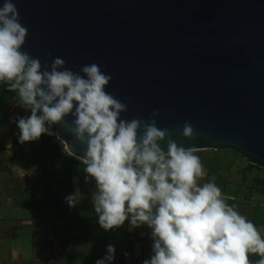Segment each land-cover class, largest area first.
<instances>
[{
	"label": "water",
	"instance_id": "1",
	"mask_svg": "<svg viewBox=\"0 0 264 264\" xmlns=\"http://www.w3.org/2000/svg\"><path fill=\"white\" fill-rule=\"evenodd\" d=\"M13 3L28 29L22 51L42 67L56 57L75 73L95 63L112 77L106 91L127 105L122 119L158 112V127L178 145L230 150L264 169V0ZM74 119L52 132L68 154L86 158ZM186 122L195 139L183 136ZM160 147L167 153V138Z\"/></svg>",
	"mask_w": 264,
	"mask_h": 264
},
{
	"label": "clouds",
	"instance_id": "2",
	"mask_svg": "<svg viewBox=\"0 0 264 264\" xmlns=\"http://www.w3.org/2000/svg\"><path fill=\"white\" fill-rule=\"evenodd\" d=\"M28 29L21 24L13 0L0 6V82L18 92L31 115L18 119L21 143L52 135L51 125L73 115L76 138L87 144L82 158L97 191L92 200L105 230L147 225L152 230L153 255L144 264H249L258 254L264 264V237L253 222L226 203L214 182L198 181L205 169L196 148H185L150 121L125 120L127 105L106 91L112 77L92 63L79 73L56 57L50 70L22 51ZM82 73V75H81ZM46 125H48L46 127ZM143 129V135L140 131ZM183 136L195 139L191 123ZM167 138L168 151L160 143ZM67 202L75 207L79 190ZM96 264L114 259L115 248Z\"/></svg>",
	"mask_w": 264,
	"mask_h": 264
},
{
	"label": "crops",
	"instance_id": "3",
	"mask_svg": "<svg viewBox=\"0 0 264 264\" xmlns=\"http://www.w3.org/2000/svg\"><path fill=\"white\" fill-rule=\"evenodd\" d=\"M7 138L0 143V168L5 169L0 171V214L4 211L9 216L0 219V253L5 250L7 259L14 264H96L108 255L109 245L115 248V256L107 264H144L151 259L152 230L147 225L133 227L130 219L123 226L103 229L92 200L95 190L90 185L85 184L92 192L90 202L79 205L78 220L68 219L63 227L52 206L27 203L22 188H18L37 175L24 174L13 162L14 155L15 160H21L19 164L26 158L11 150L12 135ZM227 158L207 157L209 166H203L205 176L198 184L214 178L226 203L253 222L264 237V169L240 154ZM44 215L49 219H43ZM3 258L0 254V261ZM7 259L0 264H7Z\"/></svg>",
	"mask_w": 264,
	"mask_h": 264
},
{
	"label": "rangeland",
	"instance_id": "4",
	"mask_svg": "<svg viewBox=\"0 0 264 264\" xmlns=\"http://www.w3.org/2000/svg\"><path fill=\"white\" fill-rule=\"evenodd\" d=\"M26 107L18 92L9 90V82H0V143H4L5 136H8L7 139H9V136L12 135L11 150H14L15 153H21L26 158L24 162L19 164L21 160H15L14 155L13 162H17L18 168H21L24 174L37 175L36 178L24 180L20 188L17 186L14 188H18V190L22 188L27 203H39L43 207L52 206L55 217L61 219L59 224L63 227L64 222H67L68 219L78 220L80 217L79 205L89 203V196L92 195V192L77 176L79 160L68 154L64 143L54 134H44L37 140L20 142L18 119L31 115L30 110ZM194 154L199 156L204 167L209 166V158L220 159L229 158L230 155L234 157L239 155L226 150H196ZM20 157L22 159V156ZM228 158L227 160H230ZM213 165L216 166V164ZM2 170H5L4 167L0 168V171ZM77 190H79L80 199L75 207H71L66 198L75 195ZM7 214L3 211L0 214V219H6ZM43 219H49L48 215L46 217L44 215ZM2 252L0 253L2 258L7 259L9 256L6 251ZM260 259L258 254H249V264H258ZM5 263L14 264L9 259Z\"/></svg>",
	"mask_w": 264,
	"mask_h": 264
},
{
	"label": "built area",
	"instance_id": "5",
	"mask_svg": "<svg viewBox=\"0 0 264 264\" xmlns=\"http://www.w3.org/2000/svg\"><path fill=\"white\" fill-rule=\"evenodd\" d=\"M71 156V155H70ZM79 160V168L77 171V176L80 179V181L84 184L90 185L94 188L95 192L97 191V186L96 183L93 179H91L90 177H88L87 173L85 172V165L82 162V159H78Z\"/></svg>",
	"mask_w": 264,
	"mask_h": 264
},
{
	"label": "bare ground",
	"instance_id": "6",
	"mask_svg": "<svg viewBox=\"0 0 264 264\" xmlns=\"http://www.w3.org/2000/svg\"><path fill=\"white\" fill-rule=\"evenodd\" d=\"M69 155H71V156H73V157H75V158H77V159H80L79 157H77V156H74V155H72V154H69Z\"/></svg>",
	"mask_w": 264,
	"mask_h": 264
},
{
	"label": "trees",
	"instance_id": "7",
	"mask_svg": "<svg viewBox=\"0 0 264 264\" xmlns=\"http://www.w3.org/2000/svg\"><path fill=\"white\" fill-rule=\"evenodd\" d=\"M79 162V161H78Z\"/></svg>",
	"mask_w": 264,
	"mask_h": 264
}]
</instances>
